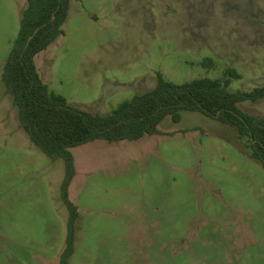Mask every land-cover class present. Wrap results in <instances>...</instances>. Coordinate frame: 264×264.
Segmentation results:
<instances>
[{"label": "rangeland", "instance_id": "374dc122", "mask_svg": "<svg viewBox=\"0 0 264 264\" xmlns=\"http://www.w3.org/2000/svg\"><path fill=\"white\" fill-rule=\"evenodd\" d=\"M1 5L0 264H60L65 162L20 127L3 72L28 5ZM63 30L36 66L53 93L88 112L109 115L155 89L158 74L183 84L233 69L242 78L231 92L264 86V0H72ZM207 58L214 69L202 67ZM239 107L264 119V99ZM158 130L72 150L79 220L69 264H264V168L246 141L199 113Z\"/></svg>", "mask_w": 264, "mask_h": 264}, {"label": "trees", "instance_id": "16d2710c", "mask_svg": "<svg viewBox=\"0 0 264 264\" xmlns=\"http://www.w3.org/2000/svg\"><path fill=\"white\" fill-rule=\"evenodd\" d=\"M72 0H28L19 35L3 72L7 93L18 109L20 127L29 140L52 160L65 162L62 198L69 210L67 247L60 264H69L75 253L79 210L69 198L76 176L72 150L96 141L119 143L139 141L159 133L168 117L181 121L182 112L203 114L231 127L252 157L264 168V119L243 112L239 105L264 99V86L251 92H231L233 81L241 80L237 71L228 69L222 79L200 78L175 84L158 74L157 87L125 101L107 116L94 115L69 104L53 93L42 80L36 57L61 36ZM204 69L216 62L207 58Z\"/></svg>", "mask_w": 264, "mask_h": 264}, {"label": "crops", "instance_id": "0c3cea01", "mask_svg": "<svg viewBox=\"0 0 264 264\" xmlns=\"http://www.w3.org/2000/svg\"><path fill=\"white\" fill-rule=\"evenodd\" d=\"M14 2H15V0H0V5L1 4H3V5H1L4 9L6 8L7 10H9V11H11V9H15V7H14ZM27 5H28V0H27ZM28 7V6H27ZM23 9H24V7H23ZM22 9V10H23ZM27 9V8H26ZM26 9L24 10V11H22V13L20 14V22L22 21V19H23V16H24V13H25V11H26ZM20 27H21V23H20ZM158 85V84H157ZM157 87V86H156ZM155 87V88H156ZM154 90V89H153ZM152 91V90H151ZM150 92V91H149ZM136 96V95H135ZM259 102V101H258ZM255 103V102H254ZM243 104V103H242ZM241 105V104H240ZM82 110V109H81ZM83 111H85V110H83ZM86 112H88V111H86ZM89 113H92V114H94V115H97V114H99L98 113V111H92V112H89ZM111 114V113H110ZM100 115V114H99ZM103 116H107V115H103Z\"/></svg>", "mask_w": 264, "mask_h": 264}]
</instances>
